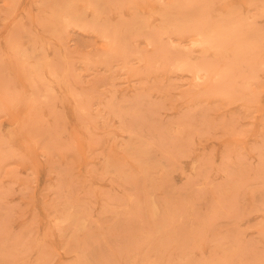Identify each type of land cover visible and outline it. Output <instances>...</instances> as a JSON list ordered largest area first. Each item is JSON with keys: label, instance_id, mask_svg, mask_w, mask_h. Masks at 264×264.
Instances as JSON below:
<instances>
[{"label": "rangeland", "instance_id": "rangeland-1", "mask_svg": "<svg viewBox=\"0 0 264 264\" xmlns=\"http://www.w3.org/2000/svg\"><path fill=\"white\" fill-rule=\"evenodd\" d=\"M0 264H264V0H0Z\"/></svg>", "mask_w": 264, "mask_h": 264}]
</instances>
